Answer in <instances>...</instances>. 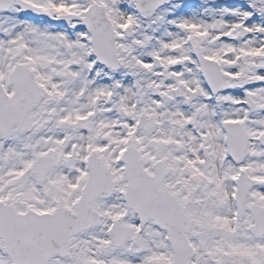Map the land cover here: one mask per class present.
Masks as SVG:
<instances>
[{
    "label": "snow or ice",
    "instance_id": "1",
    "mask_svg": "<svg viewBox=\"0 0 264 264\" xmlns=\"http://www.w3.org/2000/svg\"><path fill=\"white\" fill-rule=\"evenodd\" d=\"M0 264H264V0H0Z\"/></svg>",
    "mask_w": 264,
    "mask_h": 264
}]
</instances>
